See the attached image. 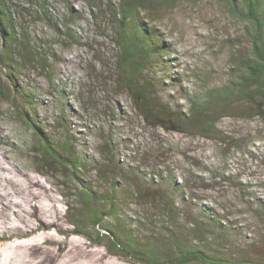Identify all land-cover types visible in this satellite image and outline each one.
Wrapping results in <instances>:
<instances>
[{"label":"rangeland","instance_id":"374dc122","mask_svg":"<svg viewBox=\"0 0 264 264\" xmlns=\"http://www.w3.org/2000/svg\"><path fill=\"white\" fill-rule=\"evenodd\" d=\"M70 1L81 11L76 40L39 19L35 7L25 12L21 20L30 33L28 48L39 66L30 62L16 76L35 92V115L47 129L61 137L73 133L72 148L89 160L83 180L93 182L103 194L109 188L101 175L108 170L121 183L123 195L116 203L124 230L118 236L125 238L129 232L137 247L154 240L150 246L157 257L173 258L178 250L171 237L193 239L195 228H200L214 246L207 247L208 252L229 254L225 246L238 242L241 252L234 253L235 260L262 259L264 106L263 113L253 114L251 102L239 96L216 100L211 106L216 129L207 137L173 130L169 123L168 128L155 126L152 119L138 114L130 94L118 84L112 29L105 28V36L101 35L88 20L87 0ZM54 2L59 5L60 0ZM106 9L105 5V13ZM145 14L167 49L139 76L151 98L167 107L186 110L189 97L232 80L237 60L249 50L247 24L224 0H176ZM223 105L227 106L214 111ZM200 119L201 115L197 122ZM110 139L117 146L113 162ZM37 145L26 122L0 98V231L20 228L31 233L0 243V264H147L116 254L106 238L96 244L93 238L71 231L60 234L55 228H37L33 206L48 219L58 215L63 227L72 228L66 209L69 202L76 207V202L69 194L81 186L79 181L75 186L68 181L58 165L45 164ZM171 204L175 212L168 215L163 211ZM96 207L105 209V203ZM210 213L233 227L227 239L220 237ZM116 222L105 219L109 226H117ZM213 237L217 239L212 243ZM198 239L194 245H201ZM252 239L255 250L249 246Z\"/></svg>","mask_w":264,"mask_h":264},{"label":"trees","instance_id":"16d2710c","mask_svg":"<svg viewBox=\"0 0 264 264\" xmlns=\"http://www.w3.org/2000/svg\"><path fill=\"white\" fill-rule=\"evenodd\" d=\"M54 1L0 0V98L10 104L15 115L24 120L31 133L37 136L38 151L44 163L50 164L52 162L58 165L63 176L68 181L73 182L74 186L76 181L81 184L78 190L69 194V196L75 197L76 202V207H73L69 202L66 209V220L72 228L63 227L62 223L59 222L58 215L48 219L39 206H33V217L39 222L37 228L45 227L49 230L55 228L60 234L71 231L74 234L93 238L96 244H102V239L106 238L109 249L116 254L140 259L147 264H185L191 262L264 264V257L260 260L245 258L235 260L234 253L241 252L238 242L225 246L228 247L229 254L208 252L206 248L210 249L214 246L207 242L210 240L207 234H202L200 228H195V226L202 228L200 223L194 226L197 235L193 239H183L182 241L176 237H171L175 249L178 250V255L173 258L157 257L154 246H150L154 240L137 247L129 232H126L128 236L125 238L118 236V232L124 230V224L120 221L122 214L119 212L116 203V199L123 195L121 183L108 170L101 175V180L109 188V191L107 190L103 194L95 190L92 185L93 182L83 180L82 175L84 174L82 172L86 170L89 160H86L83 155L72 148L74 147L73 133L68 131L67 135L64 134L61 137L56 131L47 129L46 124L35 115V92L26 89L16 76L18 70H22L26 64L31 62L35 66V59H38L35 58L34 51L28 48L30 33L21 20L26 14L25 12H33L31 7H35L40 15L38 16L39 19L54 24L58 30H63L69 39L76 40L75 26L77 20L81 18L80 9L76 8L70 0H60L59 5H56ZM174 1L176 0H87L86 2L88 20L94 23L100 31L99 33L105 36V28L113 31L112 43L116 48L117 81L121 88L130 94L138 114L145 120L152 119L155 126L168 128L167 124L169 123L173 130L188 133L197 132L207 137L216 129L217 119L213 117L211 106L217 104L216 100L218 99L239 96L248 103L251 102L253 114L263 113L261 107L264 106V0H224L233 14L244 21L248 27L249 50L237 60L238 71L232 80L223 85L209 88L202 96L189 97V106L186 110L182 107H167L165 103L151 98L152 96L146 91L144 80L140 78L139 74L157 60L159 61V57L167 49V42L159 36L160 34L155 27L147 23V16L144 13H148L154 6L170 4ZM105 5L107 6L106 13ZM52 10L54 14H52ZM97 59L103 62L102 58L98 57ZM39 63L43 64L41 60ZM38 66L37 62L35 67ZM174 75L177 76V73ZM175 76L172 75L171 78L178 80V78H173ZM226 106L215 107L214 111L221 110ZM200 115V122H197V117ZM107 143L109 156L113 162L112 159L115 158L117 146L111 145L112 139ZM94 168H99V166L95 165ZM142 173L144 174L143 171ZM175 186L179 187V184L176 183ZM100 202L105 203V209L96 207ZM173 204L167 207L166 212H163L168 215L175 212L172 209ZM108 217L118 220L117 226L113 227L106 224L105 219ZM140 217L144 218V215H140ZM209 217L213 221V225L219 228L220 237L227 239L233 228L231 224L223 225L214 213H210ZM176 225L180 226L178 223ZM204 226L206 227V225ZM30 234L22 232L20 228L4 229L0 231V239L3 240L0 243L5 244L15 238L28 237ZM65 236V238L71 237ZM196 238H199L198 240L203 244L194 245L193 241ZM216 239L213 237L212 243L213 241L216 242ZM253 243L254 240L252 239L249 246L254 247L255 250ZM217 251L220 252V249Z\"/></svg>","mask_w":264,"mask_h":264}]
</instances>
